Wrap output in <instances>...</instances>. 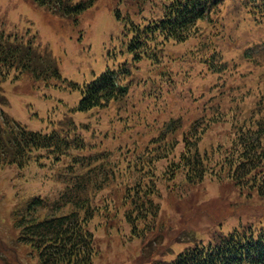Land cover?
I'll list each match as a JSON object with an SVG mask.
<instances>
[{"label": "rangeland", "instance_id": "1", "mask_svg": "<svg viewBox=\"0 0 264 264\" xmlns=\"http://www.w3.org/2000/svg\"><path fill=\"white\" fill-rule=\"evenodd\" d=\"M141 3L96 0L78 16L68 17L34 0H0V26L36 40L40 51L42 48L56 59L62 76L82 83L105 66L113 68L121 61L123 56L113 53L125 41L121 36L123 21L119 20L126 15L137 19ZM155 3L159 0H144V13L150 14ZM232 5L231 0H225L211 20L199 23V36L166 44L161 62L157 60L160 64L151 66L149 61H141L125 102H113L100 112L74 114L80 122L95 127L81 134L88 150L72 152L83 158L92 173L103 166L88 153L96 156L102 147L115 152L114 148L125 143L142 146L157 136L168 120L184 121L180 131L186 133L199 124L196 144L203 176L201 180L185 181L182 161L178 162L183 138L175 130V135L167 137L171 140L167 160L156 167L159 181L154 188L156 196H151L159 209L155 219L147 216L145 223L137 221L133 231L125 218L133 209L129 203L121 205L118 199L123 184L109 181L110 186L95 196L92 201L97 213L89 223L98 252L93 264L167 262L185 249L206 244L241 224L245 227L264 220V161L260 169L236 181L233 167L237 157L232 146L241 126L254 127L256 121L264 119V24H254ZM115 11L120 14L119 20ZM210 59L214 64L209 65ZM14 75L0 74V94L8 101L9 117L29 130L47 132L56 127L65 115L62 113L69 112L78 100V91L47 87L28 76L14 79ZM118 117L131 128L113 146L111 139L103 137L119 128ZM95 129H101L96 136ZM118 155L115 152L112 156L116 159ZM71 162V158L56 163L42 157L24 168L0 165V264H37L30 248L17 242L13 211L34 195L56 199L72 174L66 173ZM72 172L83 171L75 168ZM166 178L169 181L164 182ZM259 184L261 191H257ZM114 201L119 207L114 208ZM108 204L113 205L112 210ZM138 233L141 238L136 237Z\"/></svg>", "mask_w": 264, "mask_h": 264}, {"label": "trees", "instance_id": "2", "mask_svg": "<svg viewBox=\"0 0 264 264\" xmlns=\"http://www.w3.org/2000/svg\"><path fill=\"white\" fill-rule=\"evenodd\" d=\"M34 1L39 6L65 16H78L96 2ZM143 3L144 0L139 4L141 7L136 15L137 19L126 15L119 20L120 14L115 11L117 20L123 21L120 23L123 26L121 36L125 41L113 53L116 57L123 58L117 62L116 67L107 66L104 71L82 84L68 83L61 76L54 58L40 51L34 45L33 38L25 40L16 34L0 30L1 75L13 72L14 79L25 75L35 83H43L47 87H67L70 91L79 93L77 102L69 112L62 113L65 115L59 119L60 123L48 132L28 130L6 115L2 108L7 101L0 94V165L24 167L35 158L42 157H50L56 163L63 158H71L72 161L66 169V173L72 174L56 199L34 196L13 211V228L18 230L17 242L30 248V254L34 253L37 264H93L98 252L89 228V223L97 213V205L92 200L99 192L108 188L109 181L110 184L115 182L125 186L118 199L121 205L129 203L133 209L134 213L125 215L133 231H136L137 221L145 223L147 216L155 219L158 215L159 209L153 202L154 197H151L156 196L154 188L156 189V182L159 181L156 167L160 161L168 158L165 154H169L171 140L167 137L175 135L177 129L180 131L184 121L181 122L179 118L166 121L158 135L148 139L142 146L134 144L130 147L126 143L119 145L114 148L115 152H119L116 159L112 156L115 152L110 148H100L99 152L103 153L98 152L96 156V153H88L92 159L95 157L93 161L98 166H103L101 169H94V173L88 171V165L84 164L78 153H72L76 150H88L81 134L95 128L89 122H80L77 116L100 112L109 108L113 102H125L134 79V70L139 63L149 61L151 66H156L160 64H157V60L161 62V51L166 44L182 43L199 36V23L209 18L220 0H159L150 14L144 13ZM247 3L254 4V10L264 12V0H248ZM208 62L212 65L214 59ZM74 114L77 116L74 117ZM117 119L121 122L119 128L103 137L111 139L112 142L109 143L113 146L131 128L127 121H121L119 117ZM197 121L198 119L194 120V123ZM197 125H192L187 133L180 131L184 147L179 153L178 162L182 161L180 166L185 170L187 182L201 180L203 176L200 174L201 161L196 144L199 132ZM241 127L232 142L237 157L233 167V178L236 181H242L257 168L260 169L264 161V119L256 121L254 127ZM96 128H99L98 125ZM100 132L101 129H95L94 136ZM122 162H125L123 166ZM75 168L83 172H72ZM167 181L168 178L164 182ZM261 190L262 184H259L257 191ZM112 206L108 204L109 210H112ZM116 207L119 204L114 201V208ZM242 225L233 228L226 235L221 233L206 244L199 243L185 249L174 259L158 264H264V220L245 227ZM139 234H136L137 238H141Z\"/></svg>", "mask_w": 264, "mask_h": 264}]
</instances>
